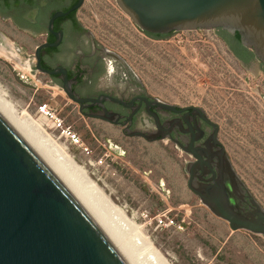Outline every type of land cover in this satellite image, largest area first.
Listing matches in <instances>:
<instances>
[{"label":"rangeland","instance_id":"374dc122","mask_svg":"<svg viewBox=\"0 0 264 264\" xmlns=\"http://www.w3.org/2000/svg\"><path fill=\"white\" fill-rule=\"evenodd\" d=\"M83 15L97 39L127 62L149 92L205 109L219 126L234 170L264 209V74L259 66L241 69L215 30L150 38L115 0H85L78 16ZM11 66L0 60L1 94L33 122L57 155H66L81 169L91 191L108 201L109 216L143 264H157L153 255L166 264H264L262 236L231 231L186 187L180 152L165 141L123 137L78 115L46 78L18 77ZM44 104L47 116L39 112ZM162 213L180 227H158L155 217Z\"/></svg>","mask_w":264,"mask_h":264},{"label":"water","instance_id":"95a60500","mask_svg":"<svg viewBox=\"0 0 264 264\" xmlns=\"http://www.w3.org/2000/svg\"><path fill=\"white\" fill-rule=\"evenodd\" d=\"M82 2L78 0L71 10ZM115 2L142 32L221 29L237 34L264 70V0ZM65 14L55 13L49 28L55 18ZM55 45L57 42L50 44ZM45 46L36 48V57ZM37 68L41 70L38 63ZM65 93L70 95L66 88ZM203 155L193 154L197 162L187 168V188L231 231L264 238V209L237 175L224 148L215 156ZM214 157L216 173L209 169ZM199 171L212 176L200 183ZM244 203L250 211L242 208ZM0 264H135L77 192L1 111Z\"/></svg>","mask_w":264,"mask_h":264},{"label":"flooded vegetation","instance_id":"af4514ba","mask_svg":"<svg viewBox=\"0 0 264 264\" xmlns=\"http://www.w3.org/2000/svg\"><path fill=\"white\" fill-rule=\"evenodd\" d=\"M77 2L0 0V60L11 64L18 77L46 78L82 117L108 125L123 137L149 143L165 141L185 157L183 171L187 187V168L197 162L193 154L215 156L220 147L224 148L218 124L200 105L180 104L149 92L127 62L97 39L93 29L86 24L88 17L78 16L85 0L80 7L71 10ZM57 12L66 14L55 18L49 28L50 20ZM215 32L241 69L249 72L258 65L264 74L262 64L252 51L241 43V47L235 46V34L221 29H215ZM143 33L161 40L176 32ZM55 42L57 45L50 46ZM31 43L35 45L30 51ZM43 44L48 46L41 48L36 57V48ZM53 71L56 73H50ZM64 84L70 95L65 93ZM201 158L206 160L204 155ZM209 169L216 173L215 157ZM199 174L197 181L200 183L212 176L211 173L204 175L202 171ZM242 208L251 210L248 203Z\"/></svg>","mask_w":264,"mask_h":264},{"label":"bare ground","instance_id":"6f19581e","mask_svg":"<svg viewBox=\"0 0 264 264\" xmlns=\"http://www.w3.org/2000/svg\"><path fill=\"white\" fill-rule=\"evenodd\" d=\"M4 93V92H2ZM0 111L26 136V138L38 149V151L49 161L55 170L64 178L74 191L81 197L86 205L93 211L102 224L109 230L119 245L126 251L135 264H143L137 252L135 245L120 230L118 225L114 224L109 211L112 212V206L109 208L99 193L91 191V186L83 181L81 169L66 155L59 156L49 145V140L44 139L37 133L33 127V122L16 112L14 106L6 100L0 92ZM36 127V126H35ZM60 153V152H59ZM61 155V154H60ZM86 179V178H85ZM84 179V180H85ZM90 182V181H89ZM106 203V205H105ZM110 209V210H109ZM116 223V221H115ZM127 234V233H125ZM129 238V239H128ZM144 258V257H143ZM157 264H166L159 257L153 255ZM145 263V262H144ZM149 264V263H148Z\"/></svg>","mask_w":264,"mask_h":264},{"label":"built area","instance_id":"2783aa9c","mask_svg":"<svg viewBox=\"0 0 264 264\" xmlns=\"http://www.w3.org/2000/svg\"><path fill=\"white\" fill-rule=\"evenodd\" d=\"M39 112L45 116L48 115L49 113V108L44 104L42 106L39 107ZM56 121H58L57 118H55ZM59 122V121H58ZM70 138L74 141V142H78V139L76 137V135L71 134ZM155 221L157 222V226L160 227L161 225H164L165 227H169V228H175V227H180V226H176V222L172 217H168L167 213H162L159 214L155 217Z\"/></svg>","mask_w":264,"mask_h":264},{"label":"trees","instance_id":"16d2710c","mask_svg":"<svg viewBox=\"0 0 264 264\" xmlns=\"http://www.w3.org/2000/svg\"><path fill=\"white\" fill-rule=\"evenodd\" d=\"M234 42H235V46L241 47L240 42H239V37H238L237 34H235V40H234Z\"/></svg>","mask_w":264,"mask_h":264}]
</instances>
